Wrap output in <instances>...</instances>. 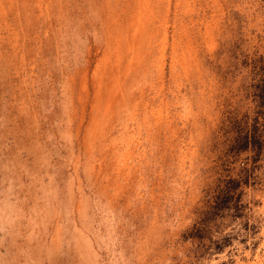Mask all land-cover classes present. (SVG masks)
<instances>
[{
  "label": "rangeland",
  "instance_id": "rangeland-1",
  "mask_svg": "<svg viewBox=\"0 0 264 264\" xmlns=\"http://www.w3.org/2000/svg\"><path fill=\"white\" fill-rule=\"evenodd\" d=\"M263 68L264 0H0V264H264Z\"/></svg>",
  "mask_w": 264,
  "mask_h": 264
},
{
  "label": "trees",
  "instance_id": "trees-1",
  "mask_svg": "<svg viewBox=\"0 0 264 264\" xmlns=\"http://www.w3.org/2000/svg\"><path fill=\"white\" fill-rule=\"evenodd\" d=\"M262 73L264 74V68ZM252 88L254 99L258 107V109L255 110L256 116L253 118V123L251 124L248 122L249 117H245V119H242L241 121L233 122V125L237 122V129L235 130V135L227 140V144L230 145L226 149V152L231 153L232 156L239 154L242 150H245L249 146H251L253 149H257V152L259 153L262 150V144L264 140V124L259 123L258 119L259 117H264V76L259 78L256 83L252 84ZM229 182L233 183V186H228V191L224 198L225 200L218 198L214 200V204H209L208 210L202 211L204 218L209 214H216L221 209V205L224 203V201L229 202L234 200L235 190L242 184V180L230 179L228 180V183ZM236 207L237 206H235V208ZM205 228L206 225L198 226L194 228V231L191 232V235L201 238V234L204 232ZM220 247L221 245L217 244L216 248L219 249Z\"/></svg>",
  "mask_w": 264,
  "mask_h": 264
}]
</instances>
